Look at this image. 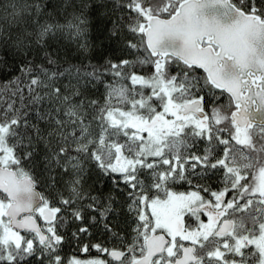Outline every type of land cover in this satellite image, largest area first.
I'll return each mask as SVG.
<instances>
[{"label": "snow or ice", "instance_id": "1", "mask_svg": "<svg viewBox=\"0 0 264 264\" xmlns=\"http://www.w3.org/2000/svg\"><path fill=\"white\" fill-rule=\"evenodd\" d=\"M0 264H264V0H0Z\"/></svg>", "mask_w": 264, "mask_h": 264}, {"label": "trees", "instance_id": "2", "mask_svg": "<svg viewBox=\"0 0 264 264\" xmlns=\"http://www.w3.org/2000/svg\"><path fill=\"white\" fill-rule=\"evenodd\" d=\"M3 81V77L2 76H0V82H2Z\"/></svg>", "mask_w": 264, "mask_h": 264}]
</instances>
